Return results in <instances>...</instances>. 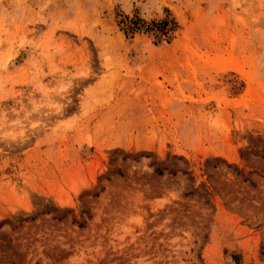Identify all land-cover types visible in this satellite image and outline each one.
<instances>
[{
  "label": "rangeland",
  "instance_id": "obj_1",
  "mask_svg": "<svg viewBox=\"0 0 264 264\" xmlns=\"http://www.w3.org/2000/svg\"><path fill=\"white\" fill-rule=\"evenodd\" d=\"M0 264H264V0H0Z\"/></svg>",
  "mask_w": 264,
  "mask_h": 264
},
{
  "label": "trees",
  "instance_id": "obj_2",
  "mask_svg": "<svg viewBox=\"0 0 264 264\" xmlns=\"http://www.w3.org/2000/svg\"><path fill=\"white\" fill-rule=\"evenodd\" d=\"M125 20L124 21H126L127 22V24H124V25H122L121 23V21H118V24H120L121 25V29H122V31L126 34V33H131L133 30H138V29H140V27L142 26V24H140L139 23V20L137 19V18H135V19H127V18H124ZM161 23L163 24V26H162V28L160 27V28H157L158 30H164L165 29V26L167 25V24H169L170 25V22H169V20L166 18V20L165 21H161ZM145 29H150V28H148V27H146ZM155 171H156V173L157 174H159L160 173V171L159 170H156L155 169Z\"/></svg>",
  "mask_w": 264,
  "mask_h": 264
},
{
  "label": "bare ground",
  "instance_id": "obj_3",
  "mask_svg": "<svg viewBox=\"0 0 264 264\" xmlns=\"http://www.w3.org/2000/svg\"><path fill=\"white\" fill-rule=\"evenodd\" d=\"M122 18V17H121Z\"/></svg>",
  "mask_w": 264,
  "mask_h": 264
}]
</instances>
